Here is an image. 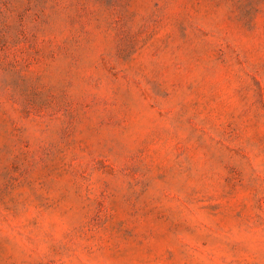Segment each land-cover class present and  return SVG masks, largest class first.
Listing matches in <instances>:
<instances>
[{
	"label": "rangeland",
	"instance_id": "obj_1",
	"mask_svg": "<svg viewBox=\"0 0 264 264\" xmlns=\"http://www.w3.org/2000/svg\"><path fill=\"white\" fill-rule=\"evenodd\" d=\"M0 264H264V0H0Z\"/></svg>",
	"mask_w": 264,
	"mask_h": 264
}]
</instances>
